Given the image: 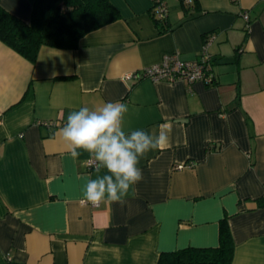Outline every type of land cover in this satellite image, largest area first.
I'll list each match as a JSON object with an SVG mask.
<instances>
[{"label": "crops", "instance_id": "0c3cea01", "mask_svg": "<svg viewBox=\"0 0 264 264\" xmlns=\"http://www.w3.org/2000/svg\"><path fill=\"white\" fill-rule=\"evenodd\" d=\"M109 1L120 18L74 49L43 45L30 61L0 40V264H157L216 246L224 218L232 264H264V0H165L164 31L152 0ZM33 2L0 6L28 21ZM206 41L212 84L122 79L164 54L197 59ZM106 102L127 105L126 132L171 133L140 158L124 203L92 206L96 168L71 158L59 129Z\"/></svg>", "mask_w": 264, "mask_h": 264}, {"label": "trees", "instance_id": "16d2710c", "mask_svg": "<svg viewBox=\"0 0 264 264\" xmlns=\"http://www.w3.org/2000/svg\"><path fill=\"white\" fill-rule=\"evenodd\" d=\"M119 18L109 0H34L28 21L0 6V40L34 61L41 46L74 49L84 35ZM152 18L160 31L169 26L167 18ZM258 203L264 205V199ZM233 252L234 242L224 218L216 246L160 252L157 264H232Z\"/></svg>", "mask_w": 264, "mask_h": 264}, {"label": "clouds", "instance_id": "9594fccd", "mask_svg": "<svg viewBox=\"0 0 264 264\" xmlns=\"http://www.w3.org/2000/svg\"><path fill=\"white\" fill-rule=\"evenodd\" d=\"M127 105L106 102L90 109L81 107L68 114L66 123L59 129L72 159L87 153L95 161L97 176L85 178L83 202L98 206L104 201L124 203L130 190L143 180L139 160L147 152L164 147L170 138L171 128L161 125L158 135L143 129L126 132L124 118ZM101 169L103 174H99Z\"/></svg>", "mask_w": 264, "mask_h": 264}, {"label": "built area", "instance_id": "2783aa9c", "mask_svg": "<svg viewBox=\"0 0 264 264\" xmlns=\"http://www.w3.org/2000/svg\"><path fill=\"white\" fill-rule=\"evenodd\" d=\"M182 2L184 4H191L193 0H182ZM151 13L156 19L166 18L167 9L165 0H152ZM242 16L246 21V26H248V14L243 13ZM208 44L209 41L204 43V46L197 59L184 60L178 54H164L158 62L144 66L140 70L125 72L122 76V79L134 81L140 79H149L154 82L185 81L187 83H192L199 80L205 84H212L215 77V72L213 69L214 61L208 51ZM47 123L49 125H54L56 122L51 121ZM86 164L88 168H95V161L92 158H89ZM181 166L182 165L180 164L177 167Z\"/></svg>", "mask_w": 264, "mask_h": 264}]
</instances>
